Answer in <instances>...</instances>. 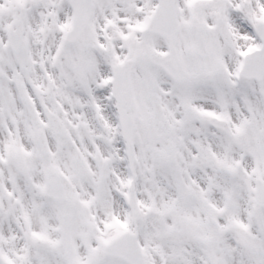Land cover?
<instances>
[{
    "label": "snow or ice",
    "instance_id": "snow-or-ice-1",
    "mask_svg": "<svg viewBox=\"0 0 264 264\" xmlns=\"http://www.w3.org/2000/svg\"><path fill=\"white\" fill-rule=\"evenodd\" d=\"M0 264H264V0H0Z\"/></svg>",
    "mask_w": 264,
    "mask_h": 264
}]
</instances>
